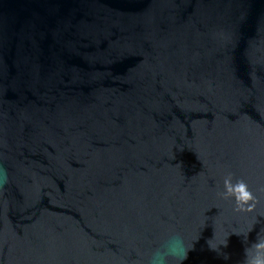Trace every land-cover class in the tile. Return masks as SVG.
Returning a JSON list of instances; mask_svg holds the SVG:
<instances>
[{
    "label": "water",
    "instance_id": "95a60500",
    "mask_svg": "<svg viewBox=\"0 0 264 264\" xmlns=\"http://www.w3.org/2000/svg\"><path fill=\"white\" fill-rule=\"evenodd\" d=\"M0 169V264H147L174 232L183 264H244L264 0H0Z\"/></svg>",
    "mask_w": 264,
    "mask_h": 264
},
{
    "label": "clouds",
    "instance_id": "9594fccd",
    "mask_svg": "<svg viewBox=\"0 0 264 264\" xmlns=\"http://www.w3.org/2000/svg\"><path fill=\"white\" fill-rule=\"evenodd\" d=\"M6 181L7 172L4 169H0V186L6 183ZM225 187L227 193L235 197L238 205L254 197V194L244 181L232 184L226 180ZM243 235L245 241H247V236ZM188 251L189 248L183 235L175 232L170 233L162 240L158 247L152 250L147 264H183V261L187 259ZM225 258L227 259V257ZM244 264H264V237L258 234L256 241L247 244Z\"/></svg>",
    "mask_w": 264,
    "mask_h": 264
}]
</instances>
